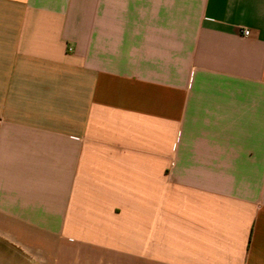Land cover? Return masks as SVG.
I'll list each match as a JSON object with an SVG mask.
<instances>
[{"label": "crops", "instance_id": "obj_1", "mask_svg": "<svg viewBox=\"0 0 264 264\" xmlns=\"http://www.w3.org/2000/svg\"><path fill=\"white\" fill-rule=\"evenodd\" d=\"M0 241L264 264V0H0Z\"/></svg>", "mask_w": 264, "mask_h": 264}, {"label": "rangeland", "instance_id": "obj_2", "mask_svg": "<svg viewBox=\"0 0 264 264\" xmlns=\"http://www.w3.org/2000/svg\"><path fill=\"white\" fill-rule=\"evenodd\" d=\"M0 264H36L29 262L16 247L0 241Z\"/></svg>", "mask_w": 264, "mask_h": 264}, {"label": "built area", "instance_id": "obj_3", "mask_svg": "<svg viewBox=\"0 0 264 264\" xmlns=\"http://www.w3.org/2000/svg\"><path fill=\"white\" fill-rule=\"evenodd\" d=\"M242 33L245 36H250V34H251L250 31L249 30H246V29L242 30Z\"/></svg>", "mask_w": 264, "mask_h": 264}]
</instances>
